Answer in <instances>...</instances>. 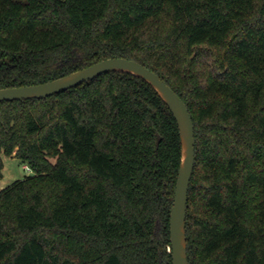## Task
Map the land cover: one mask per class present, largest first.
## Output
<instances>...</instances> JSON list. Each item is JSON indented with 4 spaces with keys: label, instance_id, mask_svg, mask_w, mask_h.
I'll return each instance as SVG.
<instances>
[{
    "label": "trees",
    "instance_id": "trees-1",
    "mask_svg": "<svg viewBox=\"0 0 264 264\" xmlns=\"http://www.w3.org/2000/svg\"><path fill=\"white\" fill-rule=\"evenodd\" d=\"M111 57L193 118L189 264H264V0H0V88ZM13 155L34 174L0 190V264H173L182 144L149 82L112 71L0 101V180Z\"/></svg>",
    "mask_w": 264,
    "mask_h": 264
},
{
    "label": "water",
    "instance_id": "water-1",
    "mask_svg": "<svg viewBox=\"0 0 264 264\" xmlns=\"http://www.w3.org/2000/svg\"><path fill=\"white\" fill-rule=\"evenodd\" d=\"M112 71L129 72L149 82L177 120L182 156L170 217L172 262L173 264H189L186 220L190 184L196 162L195 125L185 101L158 73L137 60L111 57L44 83L0 88V101L45 98Z\"/></svg>",
    "mask_w": 264,
    "mask_h": 264
},
{
    "label": "rangeland",
    "instance_id": "rangeland-1",
    "mask_svg": "<svg viewBox=\"0 0 264 264\" xmlns=\"http://www.w3.org/2000/svg\"><path fill=\"white\" fill-rule=\"evenodd\" d=\"M4 170H3V178L0 180V190L5 188L6 186L12 184L14 181L18 179H22L25 176L34 174L33 170H28L26 164L23 163L16 156H4ZM171 250V247H168V251Z\"/></svg>",
    "mask_w": 264,
    "mask_h": 264
},
{
    "label": "built area",
    "instance_id": "built-area-1",
    "mask_svg": "<svg viewBox=\"0 0 264 264\" xmlns=\"http://www.w3.org/2000/svg\"><path fill=\"white\" fill-rule=\"evenodd\" d=\"M26 166H27L26 168H27L28 170H30V171L32 170V169L30 168V166H28V165H26Z\"/></svg>",
    "mask_w": 264,
    "mask_h": 264
}]
</instances>
